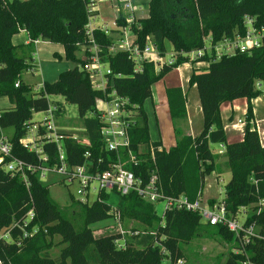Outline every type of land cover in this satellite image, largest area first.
I'll list each match as a JSON object with an SVG mask.
<instances>
[{"label": "trees", "instance_id": "obj_1", "mask_svg": "<svg viewBox=\"0 0 264 264\" xmlns=\"http://www.w3.org/2000/svg\"><path fill=\"white\" fill-rule=\"evenodd\" d=\"M89 6V0H0V97H7L14 106L0 111V131L13 129L9 140L12 159L39 165L38 156L27 151L20 141L27 134V126L34 124L33 115L48 110V98L52 96L62 97L67 104L77 107L88 138L84 145L65 140L72 165L83 164L87 152L95 164L103 162L101 171L108 170L107 164L116 159V154L103 149L96 116V105L103 94L92 89L78 58L80 47L90 44ZM247 16L255 18L257 29H264V0H151L148 17L131 25L141 46L150 38L161 53L170 45L177 57L180 53L203 50L205 41L211 40L212 56L205 58L208 66L195 69L189 80V86L198 90L203 131L192 138L176 129L177 144L168 153L159 150V142H152L144 106L152 98V86L186 61L179 57L175 67L164 68L158 74L153 63H145L143 72L135 74L134 63L125 53L107 56L103 61L115 75L123 76L113 80V88L138 106L137 123L129 132L136 163L130 162L123 152L125 168L145 181L156 174L166 196L185 195L194 201L202 196L206 177L218 169L211 146L224 145L231 179L222 204L231 219L250 209L244 225L256 226L262 238H252L244 244L227 228L205 224L197 214L185 211H168L160 216L154 205L135 193L119 197L115 207L109 204L110 196L105 193L99 194L91 205L80 203L84 221L82 227L76 228L65 218L37 174L29 175L27 188L20 176L4 170L11 158L0 157V231L16 224L11 232L14 239L23 236V232L37 231L20 245L1 240V264H178L184 257L182 246L208 230L233 244L235 251L226 264H243L246 260L264 264V209L259 211V203L264 200V148L254 125L251 104L263 92L258 85H264V36L260 47L246 53L217 59L214 51L225 38L245 35ZM117 25L120 29L128 27L120 14ZM22 31L28 33L30 44L43 40L62 45L65 59L78 64L61 73L56 82L44 83V89L36 96L30 95V88L22 81V75L32 68V59L22 53L24 48L12 42ZM93 39L105 52L113 42L100 29L93 31ZM32 46L26 49L32 52ZM16 83H20L18 88ZM166 95L173 123L186 119V96L182 90L169 88ZM238 99L248 101L244 138L242 142L228 144L220 107ZM43 153L53 164L55 147L46 145ZM214 204L215 201L210 206ZM30 212L33 218L27 222ZM117 214L119 224H134L130 239L121 233L95 238L93 225ZM56 237L61 238L57 245L62 247L58 261L50 256Z\"/></svg>", "mask_w": 264, "mask_h": 264}, {"label": "built area", "instance_id": "obj_2", "mask_svg": "<svg viewBox=\"0 0 264 264\" xmlns=\"http://www.w3.org/2000/svg\"><path fill=\"white\" fill-rule=\"evenodd\" d=\"M89 24L87 26V34L90 39L88 46H81L80 51L83 52V66L81 70L87 75L91 87L95 91H100L103 98L96 105V116L100 122V136L103 144V149L109 153L117 155L113 162L107 164L108 170H100L103 165L102 161L95 164L90 160V153L84 155L85 161L81 165H72L70 162L68 149L65 144L66 139H72L80 145L87 143L88 138L83 133L81 135H72L71 137L64 136L58 129V114L62 109L59 105H54L49 102V108L45 114V119L41 122L27 126V134L20 141L21 145L29 152L35 153L38 156L39 165L27 164L23 161L11 158V144L7 137L0 131V157L11 158V161L5 165L4 170L13 175H18L29 188V175L37 174L39 180L46 179L47 175H57L68 184H76L79 186L84 199L89 198V193L94 191L99 194L105 193L110 196H115L117 199L122 196H128L132 193L138 195L143 201L154 205L163 204V216L168 211H185L197 214L201 217L202 222L210 226H222L235 234L237 238L247 244L250 239H261V234L258 233L256 226L251 225L245 227L244 221L239 224L236 219H231L227 216V212L222 203L210 206L204 203L199 197L194 201H190L185 195L179 197L166 196L159 187L158 176L152 174L145 181L141 176L137 177L132 171L125 168V162L122 156L126 152V157L130 162L136 163V158L130 150L129 132L136 125L138 118V106L133 104L128 97L120 95L113 88V80L121 79L123 76L115 75L103 59L107 56L113 57L118 53H125L129 60L134 63L135 74L143 72L145 63H153L156 70L160 72L164 68H173L177 65V59L182 57L186 63L205 64V58L212 56V48L210 53L206 48L191 53H180L177 57L173 52L161 53L157 46L150 38H147L145 44L141 46L138 43V37L131 31V25L118 31L120 37L113 38L111 46L104 51L93 39V31L95 29L102 30L106 35H110V31L106 28L92 26L94 15L97 12V0H89ZM118 6L117 11L134 10L132 0H116ZM132 20V19H131ZM133 21V20H132ZM131 21V22H132ZM129 22V24H131ZM116 25V24H115ZM244 25L246 32L244 36L236 35L233 38H225L219 43L214 51L217 59L223 56H232L237 52L246 53L255 48L260 47L264 36V29L255 27V18L245 17ZM38 41L35 42L37 44ZM219 49V50H218ZM20 83H16V88ZM261 88L260 85H258ZM44 89V88H43ZM42 89V90H43ZM240 124L243 122L239 121ZM84 132V130L82 131ZM53 145L55 147L56 157L53 164L49 161L47 155L43 153V147ZM264 209V200L259 203V211ZM33 218V213L30 212L27 216V222ZM16 224L7 230L0 231V241L16 243L20 245L26 238H32L37 233L32 234L23 232V236L19 239H14L12 230L16 228ZM22 230V229H21ZM119 247L120 244L118 243ZM1 264V263H0ZM243 264H252L246 260Z\"/></svg>", "mask_w": 264, "mask_h": 264}, {"label": "crops", "instance_id": "obj_3", "mask_svg": "<svg viewBox=\"0 0 264 264\" xmlns=\"http://www.w3.org/2000/svg\"><path fill=\"white\" fill-rule=\"evenodd\" d=\"M150 1L151 0H132L134 5V10L119 11L117 13V17H116L117 19L115 20L116 25L112 29H108L107 26H101L99 28H106L108 31H110L109 36L116 39L119 35L118 31L123 29V28L120 29L117 25L119 14L121 15L122 20H124V23L127 24V26L133 25V23H135L136 21L141 19H146L148 17V6ZM99 14H100L99 7L97 5V12L95 13L94 17L97 18ZM129 22H131V24H129ZM12 42L15 46L24 48L22 53L27 55V57L28 56L31 57L32 68L28 72H30L33 77L36 76L37 73H40L39 69H41L42 61L43 63L45 61H52V59L47 60V56H54V60L52 61L53 64H58L57 60L59 61L65 60L66 62H69L65 59V52L62 45L52 44L48 41H43V40H39L37 44L35 43L30 44V38L26 31H22L16 36H14ZM209 42L211 49L212 47H211L210 38H209ZM31 45H33L32 52H30L29 49H26L28 46ZM205 48H206V44H205ZM172 51L173 50L171 46L167 45L166 52L171 53ZM78 54H83V52L79 51ZM37 65H39V67H37ZM181 66L171 71L162 80H160L158 83L152 86V98L148 100L144 106V109L148 115L150 138L152 142H159L161 144L159 150H164L167 153L172 148L176 147L177 144V138L175 135L176 129L180 130L184 136H188L192 138L198 137L203 131L204 120H203V113L199 100L198 90L196 87L189 86V80L195 68L194 66L191 65L192 66V73H191L188 64H184V67ZM53 67L56 66L53 65ZM60 73L62 72H59L57 71V69L52 68L50 73H47V77H49V80L51 79L50 82L46 78L42 77L41 83L39 84L38 87L34 86L30 82H27L25 79L22 81L26 86L30 88L31 90L30 95L36 96L40 94V92L44 88V83L56 82L59 78ZM156 73L158 74L159 72L156 70ZM260 86H261L260 89L263 92L257 99H254L251 102V104L253 108L254 125L257 129L260 138V143L264 148V85L262 84ZM169 88H180L183 94L186 96L187 117L186 119L179 120L176 123H173L169 113V106L166 95V91ZM57 105H59L62 108L60 104ZM11 108H14V106L11 104L9 99L7 97H0V111L9 110ZM247 112H248V101L246 99H238L230 103H225L220 107V117L222 120L225 134L227 136L228 144H234L243 141ZM239 121L243 122V124H240ZM6 131L7 130L1 132L5 133ZM217 146L219 147L218 152L217 153L212 152V153L216 156L215 165L218 167V169L216 172L212 173L208 177L211 178L212 175H216L217 181L218 180L220 181L223 172L226 171L227 169L226 167L227 159L224 157L225 146L224 145H217ZM230 179H231V173L228 182L230 181ZM213 201L215 200H208L209 202L208 204H211V202ZM216 204H220V203L215 201L214 205ZM243 211L245 210H242L241 213Z\"/></svg>", "mask_w": 264, "mask_h": 264}, {"label": "rangeland", "instance_id": "obj_4", "mask_svg": "<svg viewBox=\"0 0 264 264\" xmlns=\"http://www.w3.org/2000/svg\"><path fill=\"white\" fill-rule=\"evenodd\" d=\"M99 7V16L93 19L92 23L94 27L107 26L108 29H112L115 26V20L117 19V2L116 0H97ZM118 35V37H120ZM206 50L210 53V42L209 39L205 41ZM219 50V49H218ZM173 52V51H172ZM170 53V52H169ZM78 58L80 62H83V54H78ZM54 60V56H47V60ZM52 61H43L41 62V69H39L40 73H37L36 76H32L30 72H26L22 76V80H26L27 82L32 83L34 86H39L41 83L42 77L49 80L47 77V73H50L52 68L57 69L59 72H65L66 70L74 69L78 64L73 63L71 61L66 62L65 60L59 61L58 64H53ZM51 62V63H50ZM55 65L56 67H53ZM189 65V69L192 73V66ZM39 67V65H37ZM181 67H184L181 66ZM205 64H195L194 68H204ZM81 68V66H80ZM61 74V73H60ZM51 80V79H50ZM49 80V82H50ZM52 83V82H51ZM43 85V84H41ZM40 85V86H41ZM49 102L51 104H60L62 106L61 114L58 116V129L62 132H68L72 135H81L84 132L83 121L79 118L78 110L76 106L67 104L64 98L52 96L49 97ZM54 104V105H55ZM98 107H101L100 103H97ZM44 113H37L33 115V123L41 122L45 119ZM8 140L13 136V129H7L4 133ZM219 147L217 145L211 146V151L217 153ZM227 162V161H226ZM225 162V163H226ZM227 169L223 172L220 181L216 179V175H212L210 177H206L204 188L202 192L201 199L204 203H209L208 200H215L218 203H222L225 199V187L230 178V170L228 164L226 165ZM210 178V179H209ZM213 182V183H212ZM40 183L47 186L50 190L51 198L57 205L61 207L64 212V216L66 219L71 220L76 228H80L83 225V214L80 210V203L85 204L88 203L91 205L97 199V193L91 191L89 193V198L84 199V194H82L78 185H68L66 184L60 176L57 175H47L46 179H41ZM109 204L113 207L117 204V198L112 196ZM156 210L159 214L163 213V204H159L156 206ZM250 215V209L245 210L236 219L239 224L243 223V221ZM118 214L116 217L111 218L109 220L100 222L96 225H93V234L95 238H101L104 236L115 235L117 233L125 234L127 240L130 239V233L134 224H127L126 227L122 224H119ZM128 233V234H127ZM61 241L60 237H56L54 240L55 248L50 251V256L54 260H59L60 252L62 247L57 245ZM120 246L123 247V244L120 243ZM184 257L183 261L178 264H226L228 259L231 257L235 248L233 244H229L222 240L219 236L212 233L208 230L200 233V235L195 238L192 242L187 245L182 246Z\"/></svg>", "mask_w": 264, "mask_h": 264}]
</instances>
